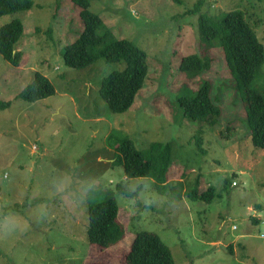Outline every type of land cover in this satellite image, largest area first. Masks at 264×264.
<instances>
[{
  "label": "rangeland",
  "instance_id": "374dc122",
  "mask_svg": "<svg viewBox=\"0 0 264 264\" xmlns=\"http://www.w3.org/2000/svg\"><path fill=\"white\" fill-rule=\"evenodd\" d=\"M199 1L200 11L189 14ZM262 1L90 0L91 12L117 39L147 55L144 88L123 114L110 111L99 87L124 61L76 69L62 57L84 28L71 0H33L31 9L0 17V29L15 19L24 26L19 64L0 54V101L11 103L0 109V264H126L139 232L160 236L175 264H264V150L251 142L243 92L220 49L206 52L214 58L210 70L191 79L179 71L182 59L204 46L196 32L204 14L241 10L264 44ZM36 73L55 94L17 98ZM204 81L221 109L211 128L189 121L177 105L182 90L196 91ZM250 87L264 95V64ZM199 127L205 154L195 144ZM125 138L142 151L153 142L173 144L168 185L126 178L115 164V146ZM196 181L215 188L212 201L186 196ZM119 183L133 192L141 185L137 197L117 192ZM107 189L126 236L101 248L87 237L88 206L104 200Z\"/></svg>",
  "mask_w": 264,
  "mask_h": 264
},
{
  "label": "trees",
  "instance_id": "16d2710c",
  "mask_svg": "<svg viewBox=\"0 0 264 264\" xmlns=\"http://www.w3.org/2000/svg\"><path fill=\"white\" fill-rule=\"evenodd\" d=\"M71 2L80 8V20L84 28L73 43L65 46L62 57L68 67L76 69L87 68L100 59L107 63L124 61L125 68L104 77L99 87V95L110 111L123 114L131 109L137 94L144 88L149 72L147 55L132 41L117 39L104 25L103 20L91 12L90 0ZM200 5L201 1L189 10V14L200 11ZM32 7L33 0H0V17ZM196 26L197 35L204 46L200 54L184 57L179 71L191 79L210 70L214 58L206 52L210 49H220L229 75L237 81L239 89L243 92L251 142L255 148L264 150V95L250 87L259 68L264 64V44L245 12L241 10H233L219 16L201 15ZM23 32L24 26L19 19L5 24L0 29V54L14 66H17L21 59L22 54L16 50V45ZM55 92L51 81L36 73L32 83L17 98L36 102L54 95ZM2 102L0 101L2 110L11 105L10 102ZM177 105L189 121L204 123L208 128L215 127L221 116V109L211 99L210 84L206 81L202 82L196 91L182 90L177 97ZM201 129L202 127L198 128L194 139L197 148L205 154L202 137L204 129ZM173 162L172 143L153 142L147 150L142 151L132 140L125 138L115 146V164L122 167L127 179H152L158 188L160 185H168L173 176L169 174ZM181 180L179 182L182 184ZM201 183L203 182L199 184V181H196V184L186 191V196L191 200L212 201L215 188H205ZM230 184L225 181L226 188ZM140 188L141 185L133 192L126 189L123 183H119L116 191L127 197H137ZM102 195L105 196L104 200L89 203L87 237L91 244L109 248L117 245L126 236V231L118 219L119 207L114 191L107 189ZM125 261L126 264H175L171 249L160 236L150 232L137 233L129 252L125 255Z\"/></svg>",
  "mask_w": 264,
  "mask_h": 264
},
{
  "label": "clouds",
  "instance_id": "9594fccd",
  "mask_svg": "<svg viewBox=\"0 0 264 264\" xmlns=\"http://www.w3.org/2000/svg\"><path fill=\"white\" fill-rule=\"evenodd\" d=\"M67 46V45H66ZM65 48V47H64ZM17 50V49H16ZM235 229H236V227H235Z\"/></svg>",
  "mask_w": 264,
  "mask_h": 264
}]
</instances>
